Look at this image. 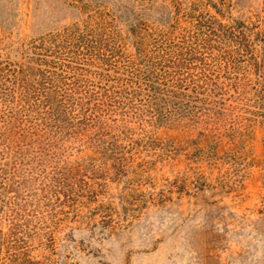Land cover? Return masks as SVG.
Masks as SVG:
<instances>
[{"label":"rangeland","instance_id":"obj_1","mask_svg":"<svg viewBox=\"0 0 264 264\" xmlns=\"http://www.w3.org/2000/svg\"><path fill=\"white\" fill-rule=\"evenodd\" d=\"M0 264H264V0H0Z\"/></svg>","mask_w":264,"mask_h":264},{"label":"trees","instance_id":"obj_2","mask_svg":"<svg viewBox=\"0 0 264 264\" xmlns=\"http://www.w3.org/2000/svg\"><path fill=\"white\" fill-rule=\"evenodd\" d=\"M49 101H46V103H48Z\"/></svg>","mask_w":264,"mask_h":264}]
</instances>
